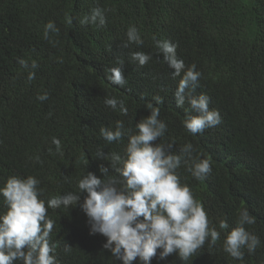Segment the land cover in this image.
<instances>
[{"label":"trees","instance_id":"obj_1","mask_svg":"<svg viewBox=\"0 0 264 264\" xmlns=\"http://www.w3.org/2000/svg\"><path fill=\"white\" fill-rule=\"evenodd\" d=\"M94 7L108 10L103 28L80 23ZM49 21L59 32H50L46 40ZM130 26L144 43L123 48ZM153 37L176 44L186 68L196 65L202 76L193 95L209 97L210 110L220 112L219 125L196 135L183 127L190 106H176L181 77H172ZM132 52L152 59L141 67L131 61ZM18 58L38 63L35 79H27ZM118 60L127 81L123 87L107 79L108 69L120 66ZM45 92L49 99H36ZM112 96L125 101L127 115L105 106L104 99ZM155 96L163 102L157 105ZM148 102L160 108L159 119L167 124L157 143L172 144L176 154L191 143L194 157L211 161L202 181L184 165L177 170L181 183L203 204L210 227L220 233L215 246L206 240L187 264H264V0H0V187L10 176H34L47 201L80 194L77 182L87 172L107 179L101 164L109 167V176L116 175L96 153L123 156L128 137L109 143L100 128L115 130L120 120L135 134L136 123L150 115ZM53 137L61 141L62 154ZM80 195L82 203L86 193ZM245 208L256 221L246 230L260 244L252 254L244 249L240 261L224 251L223 242ZM6 211L0 196V214ZM48 216L54 221L50 242L57 246V264H122L104 249V236L90 235L79 204L48 209ZM221 220L227 229H219ZM133 264H141L139 258ZM151 264L184 262L175 253L164 260L157 254Z\"/></svg>","mask_w":264,"mask_h":264},{"label":"clouds","instance_id":"obj_2","mask_svg":"<svg viewBox=\"0 0 264 264\" xmlns=\"http://www.w3.org/2000/svg\"><path fill=\"white\" fill-rule=\"evenodd\" d=\"M106 11L94 7L80 23L103 28L107 24ZM67 24H72L70 17ZM50 32H59L52 21L44 27L46 40ZM126 37L121 45L123 48L144 43L135 26L128 28ZM153 40L164 62L173 70L172 77H181L174 93L176 106L182 108L186 102L190 106L185 109L188 114L182 121L183 127L196 135L219 125L220 112L210 110L209 97L193 95L202 76L196 65L186 68L184 61L177 57V45L171 41L155 37ZM130 59L143 67L152 55L132 52ZM18 63L27 71L28 80L35 79V70L39 67L35 60L29 64L28 60L18 58ZM117 64L120 66L108 69L107 79L123 87L127 83L123 61L118 60ZM36 99L46 101L49 94H38ZM153 99L157 105L163 102L160 96ZM104 104L123 115L128 113L123 99L106 97ZM146 106L150 115L136 123L135 134L131 129L126 130L120 120L115 122V130L100 128V136L107 142L127 136L128 144L123 156L115 152L105 154L103 150L96 153L97 158L110 162L116 175L109 176V167L103 164L99 170L107 179L87 172L77 182L79 193H86L82 203L81 195L73 192L52 196L45 201L41 198L43 190L38 188L40 181L34 176H10L6 180L0 187V196L7 207V211L0 214V264H15L16 261H22V264H57V246L50 242L54 221L49 218L48 209L69 208L77 204L88 218L90 235L104 236V249L110 250L122 264H133L137 258L141 264H151L157 254L160 260H164L174 253L187 264L206 240L209 247L215 246L220 233L216 227H210L203 204L195 199L187 184L181 183L177 172L184 165L196 180L202 181L211 172V161L194 157L195 148L191 143L184 144L178 154L171 151L172 144L157 143L165 136L167 124L159 119V107L151 102ZM52 143L56 152L62 154L61 141L53 137ZM39 159L37 156L36 160ZM255 222L247 208L239 211L236 227L226 234L223 242L224 251L233 259L243 261L244 249L252 254L258 248L259 238L245 227ZM227 228V222L221 220L219 229ZM70 250L71 246L66 245L65 251Z\"/></svg>","mask_w":264,"mask_h":264}]
</instances>
